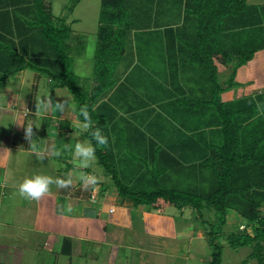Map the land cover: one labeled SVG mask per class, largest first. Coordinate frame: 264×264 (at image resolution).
<instances>
[{"label": "trees", "instance_id": "obj_1", "mask_svg": "<svg viewBox=\"0 0 264 264\" xmlns=\"http://www.w3.org/2000/svg\"><path fill=\"white\" fill-rule=\"evenodd\" d=\"M71 1L74 4L68 8L70 12L80 0ZM154 1L159 6H169V0ZM248 1L174 0L183 4V23L155 27L159 34L154 37L155 31L151 30V37H146L149 42L159 40L158 56L168 67L155 68L153 74L145 69L146 74L135 64L131 68L135 72L129 76L133 84L152 86L148 98L154 93L157 98H165V107L176 118L170 126L176 135H163L169 144L163 146L161 139L147 138L137 130L133 136L140 134L142 138H136L140 142L136 146L144 149L136 153L150 160L133 157L138 168L129 167V173L135 175L131 185V181L125 184L118 176L111 143L96 146L91 135L97 127L105 136L117 133L114 129L118 126L111 124L115 119L111 106L100 100L113 88L122 56L132 54L125 50L132 11L128 0L100 1L94 62L97 84L90 95L78 89L79 77L73 71L75 58L85 47L81 33L71 28L76 21L67 24L64 17H55L51 0H0V89L7 78L28 70L66 88L77 104L78 120L83 119L79 106L87 104L92 118L88 134L96 146L95 156L119 198L147 210L191 209L203 229H209V264H221L223 248L219 238H224L232 249L250 247L248 258L264 264V93L233 101L222 99V94L237 85V70L264 50V5ZM147 21L146 27L150 23ZM133 61L125 67V74ZM216 61L231 67L226 80H220ZM165 74L170 81L163 82ZM142 109L156 111L153 107ZM176 124L180 126L174 128ZM136 129L129 128L132 134ZM123 132H118L120 142L131 135ZM188 154L195 162L185 165ZM144 181L152 188L137 191ZM229 211L245 221L244 229L234 226L230 232L225 231Z\"/></svg>", "mask_w": 264, "mask_h": 264}, {"label": "crops", "instance_id": "obj_2", "mask_svg": "<svg viewBox=\"0 0 264 264\" xmlns=\"http://www.w3.org/2000/svg\"><path fill=\"white\" fill-rule=\"evenodd\" d=\"M163 7L157 5L159 13ZM151 25L152 30L167 27ZM121 74L118 77L115 72L116 84L100 101L110 102L130 73ZM130 79L132 85L133 77ZM162 80L170 81L166 74ZM42 82L40 74L26 70L7 78L0 89V264H207L211 256L201 255L200 247L192 249L194 242L201 248L208 245L195 227L183 223L177 226L168 207L147 210L121 200L105 172L97 175L89 168L100 167L97 158L90 166L79 163L74 146L78 141L91 142L90 129L80 128L77 104L66 88L50 79ZM235 82L247 86L248 91L235 86L222 94L226 97L223 100L258 93V88H251L255 77L250 63L237 70ZM78 87L84 91L81 79ZM236 91L237 96L229 95ZM118 96L127 102L126 97ZM118 96L114 103L119 102ZM50 98L65 101L64 111L45 107ZM115 122L113 119L111 124ZM28 128H32L30 135ZM117 136L110 134L112 150ZM139 136L142 138L138 134L129 140ZM162 144L169 146L167 142ZM34 173L53 178L70 176L72 183L63 188L53 183L50 194L38 200L27 199L19 195L18 185ZM88 173L98 180L85 190L81 176ZM227 214L245 222L234 211Z\"/></svg>", "mask_w": 264, "mask_h": 264}, {"label": "rangeland", "instance_id": "obj_3", "mask_svg": "<svg viewBox=\"0 0 264 264\" xmlns=\"http://www.w3.org/2000/svg\"><path fill=\"white\" fill-rule=\"evenodd\" d=\"M100 1L101 0H80L74 6L72 12H70L68 8H70L74 4L71 0H51L53 15L55 17H64L65 23L67 24L72 23V21L75 20L76 22L72 23L71 28L73 29V31L79 32L82 35L85 47L80 56L76 58V63L73 71L77 76L80 77L79 79H81L82 81L84 92H86V94L88 95H90L89 93L97 84L96 80L94 79V62L96 38L99 28V15L101 8ZM249 3L254 5H264V0H249ZM128 4L132 11L130 13V26L127 29L125 36V50L126 53L130 51L132 54L126 55L125 53L126 57L121 55L123 59H121V62L117 66L118 68L116 70V73H118V77H121V72L125 70V67L130 65L131 60L133 61V59V62L138 64L136 69L140 70V68H142L144 69L146 74L147 70L145 69H149L150 74H153V70L155 68L161 67V69H165L166 67H168V64L166 62H163V58H160L158 56L159 48L156 49L159 40L153 39V42H149L147 41L146 37H151V35L149 34L153 29L151 24H153V26H179L180 24H182L184 21L185 12L184 10H182L180 5L183 4L178 2L176 3L174 2V0H169V6L165 5L163 11H160V13L158 11L159 8H157L156 2L154 0H128ZM167 6L169 7L168 10L166 8ZM132 16H137V18L132 19ZM138 18H140L141 20L140 23ZM147 19L150 20V23H148L149 25L146 27L147 24L145 23L148 22ZM132 21L133 23L136 22L135 25L132 24ZM158 34L159 33H157V31L152 32V35L154 37H156ZM256 55L257 56H255V59L249 62L250 69L253 73V76L255 77V86H252L251 88L255 90L256 88H258V93H264V51L258 52L256 53ZM216 65L218 66L220 80H226L231 73V67L218 64V62L216 63ZM134 72L135 70H132V72L129 71L127 75L129 73L133 75ZM41 77L43 80L42 83H44L47 80V77L44 75H41ZM130 77L131 76H129L128 79L124 82V90L118 88L116 92L112 91L114 92L113 98L110 100V102H106L113 108L111 116L115 117V123L116 126H118L117 129H114V131L117 132L116 135H120L119 133L121 129L124 131L123 133L131 134L129 136L135 135L138 130L139 132L145 133L147 138H155L157 140L161 139V143H166V141L162 139L163 135H176L170 129V126H172L176 119L175 117H173V111L165 107V98H157L155 93L152 94L150 98H148L147 93L150 94L153 92L151 85H141V82L131 85ZM113 80L115 85L117 79L113 78ZM239 82L243 83L242 80H240ZM239 82L236 83V86H238L239 88L241 87L243 92L248 91V87L242 86V83L240 84ZM86 88L89 90H86ZM118 95L126 97L127 102H125L124 99H121ZM229 95L237 96L238 94L236 91L229 93ZM116 96H118L119 98L118 103H114ZM223 97L226 98L225 95ZM113 104L116 107H114ZM142 106L146 108L153 107L156 111L154 113L145 112L143 111ZM151 111H153V109ZM179 126L180 124H176L174 128ZM133 127H136L137 129L133 130L132 134V131H130L129 128L132 129ZM107 137L108 143H110V137ZM136 142L140 144L139 140H121L120 142L119 137H116V139L114 137L112 141V144L114 145L113 157L114 161H116L117 163V173L119 178H121L125 184L130 183L131 181L132 185L135 179V175L129 173L128 170L129 167L138 168V164L136 162H133V157L138 155L136 153L137 149H139L138 153H140L141 150L143 151L144 149V146H136ZM143 142L145 143V140ZM128 144H130L131 146L128 147ZM191 155L192 154H188L187 156H185L186 160L183 161L185 165L195 162V159L191 158ZM137 157L142 159L143 161L146 158L147 162H149L150 160L147 155H138ZM89 168L93 169L97 173V175L101 173L103 175V169L101 167H96L95 165V167ZM140 168L144 170H150L152 167ZM140 184L141 185L137 186L136 188L137 191H140L141 189H143V187L152 188V186H150L147 181H144ZM145 190L148 191L149 189ZM168 208V210L176 217L177 226L181 227V223H183L184 226L195 227V230L198 232V234H201L206 238L208 244L206 245V247L204 244L201 248L198 242H194L193 246H191L194 251L200 247L202 252L201 255L204 254L205 257H210L212 249L210 247V241L208 237L209 229H203L198 219H195V215L191 209L184 208L178 210L175 207ZM206 217H208V215H206ZM226 223L228 225V227L225 228L226 232H230L234 228V226H238L240 229H244V227L246 226L245 222L230 217L229 214H227L226 216ZM218 242L222 245L223 248L221 264H257L256 260L248 258L249 254L251 253L250 247L244 246L237 249H232L228 246L224 238H219ZM207 264H209V262Z\"/></svg>", "mask_w": 264, "mask_h": 264}, {"label": "clouds", "instance_id": "obj_4", "mask_svg": "<svg viewBox=\"0 0 264 264\" xmlns=\"http://www.w3.org/2000/svg\"><path fill=\"white\" fill-rule=\"evenodd\" d=\"M51 106L59 112H63L66 107L65 101L54 102L51 98L46 101L45 107ZM79 115L82 120H79V126L82 130H89L91 128L92 118L87 104L79 106ZM27 135L32 134V128L26 129ZM92 138L96 141V146L106 145L108 137L102 135L99 127L91 132ZM96 146L90 141L77 142L74 146V156L79 157V163L83 166H90L92 160L95 159ZM59 155V151L55 153ZM98 177L92 173L81 176L82 187L87 190L88 186L95 185ZM55 183L57 186L63 188L72 183L71 177L62 178L55 177L44 173H34L31 176H25L18 185V193L20 196L27 199L38 200L44 195L50 194V185ZM71 209H69L70 211Z\"/></svg>", "mask_w": 264, "mask_h": 264}]
</instances>
